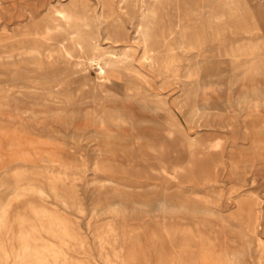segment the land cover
<instances>
[{
  "label": "bare ground",
  "instance_id": "bare-ground-1",
  "mask_svg": "<svg viewBox=\"0 0 264 264\" xmlns=\"http://www.w3.org/2000/svg\"><path fill=\"white\" fill-rule=\"evenodd\" d=\"M95 1L96 8L91 9L82 0H69L67 4L60 0L56 3L45 0H0V145L4 139L9 147L16 150L8 160L0 157V176L13 175L19 180L22 174L33 175V178L39 175L18 168L19 165L26 167L35 161V156L21 151L22 146L33 147L38 142L23 138L24 132L19 118L8 113V97L13 100L29 97L49 101L54 106L50 110L51 116L66 131L68 123L65 107L73 100L67 86L69 77L79 75L86 79L88 70L93 68L96 70V82L90 88L89 101L83 102L86 133L81 135L77 127L68 135L59 127H54L53 130L63 136L76 138L72 143L75 147L84 140L94 144L91 154L94 171L104 176V179L97 182L94 192L105 198H112L102 208L114 214L115 219L105 224L106 231L93 232L98 246L94 253L85 236L76 230L75 224L57 209L30 203L28 213L10 220L13 201L26 194L42 196L46 192L43 187L33 183L22 187L16 184L12 188V197L0 206V232H5L0 235V264H90L98 260L107 264H130L133 259H146L152 253L164 261L168 259L171 262L168 264H242L243 258L249 252V244L248 250L226 248L216 252V245L224 241L223 233L214 234L215 231L209 230L207 234H202L199 227L178 225L169 229L175 234L174 237L163 235L161 238L154 232L147 234L145 226L140 228L130 221L139 212H148L147 208L161 211L165 215H171L179 209L192 212L194 208L189 204L169 205L168 190L180 191L182 184L188 185L191 191L197 188L215 189L222 183L217 175L218 169L224 164L222 156L225 149L222 150L220 141L201 142L196 137L186 136L181 144V138L178 139L173 129L162 120L167 115L176 120L172 106L179 113L185 114L188 123H197L198 111H216L208 115L212 118L218 117L223 129H232L237 122L236 117L231 115L235 111L227 100L221 102V107H215L218 102L211 101L210 95L218 93L219 85H213L214 83L207 80L211 76L204 80V77H198L197 71L191 72L190 69H187L184 76H180L174 50L178 48L185 51L186 47L191 46L184 43L185 35L186 39L192 36L195 40L202 38L198 14L203 13L201 16L208 21L209 28L214 22H221L223 26L220 32L224 31L226 25L236 32L241 28L240 23L245 20L264 21V0H223L217 8L214 0H188L187 9L181 6V28L162 23L163 10L168 3H174L180 10V0ZM254 2L257 3L256 6L253 5ZM123 5H130L136 10L138 22L132 23L133 37H123L120 28L112 33L108 32L105 40H110L113 45L119 42L123 45L117 50L113 47L106 50L99 41L102 30H105L103 24L112 15L110 7L114 6L121 12ZM191 22L194 23V29L188 34L187 27ZM176 35L181 40L174 46L172 41ZM211 44L205 45L210 49ZM235 49L229 53V63L233 65L235 59L245 56L246 61L242 66H251L243 71L250 70L249 78L253 81H264V55L263 59H254L258 46L245 45ZM135 50L139 52L137 55H134ZM53 53L57 54V58ZM165 54H168L166 58ZM59 61L66 66H57ZM209 63L207 57L197 62L199 69H207ZM211 64L213 67L218 66L214 62ZM24 72L36 74L41 81L40 87L30 88L31 91L23 93ZM157 78H160L158 85ZM191 79L195 80L193 87L186 86L187 80ZM173 80L178 81L179 85L170 88ZM118 84L121 86L122 95L115 89ZM177 89L180 94L174 97L171 106L168 101L169 94ZM191 97L200 100L194 102L193 109L184 113V103ZM81 101L79 98L75 103L73 101V106L80 105ZM116 101L138 102L141 110L145 112L135 116L124 104L120 108L110 106ZM236 104L245 105L240 110L249 109L248 115L241 120L244 129L248 131L255 127L263 135L264 89L255 87L249 92L241 93ZM15 110L30 118L41 119L34 109L15 107ZM71 113L72 119H75L79 111L73 109ZM249 118L253 119L251 126L248 123ZM205 126L212 127L210 124ZM244 136L237 132L232 137L229 167L230 174L233 175L238 173L236 168L241 161H238L237 156L241 150H238L237 155L232 151H235L236 143L243 141ZM178 145L181 149L175 148ZM169 146L173 147L170 152ZM254 149L260 154L264 151V146ZM136 150H141L144 155H132ZM150 160L155 162V165H150L152 167L149 166ZM261 160L263 158L259 156V161ZM42 161H48L63 169L55 172L44 167L47 190L55 198L58 197L65 207L81 210L74 184L64 188L63 178L68 177L69 173L73 177L85 176L86 157H81L79 161L78 166L83 167L82 171L76 170L77 165L69 164L68 157L60 154L58 148L46 153ZM123 165L131 169L133 174L128 172L124 175L125 172L120 168ZM156 177L168 180L169 184L175 186L163 188V198L156 205L137 201V192L141 191L143 194L151 186L147 184V180ZM243 184L244 179L239 177L228 193L227 201H233L236 209L232 213L231 221H227L220 214L216 216L224 220L231 230L237 231L239 237L255 238L258 262L264 263V240L257 234L264 222L262 200L255 195H248L245 199L232 196L231 193L238 191ZM155 189L156 186L153 190ZM217 196H221V191ZM210 199L211 197L205 196L201 200L211 204ZM94 209L95 207L92 210ZM205 209L200 210L207 213ZM87 227H90L89 223ZM210 228L213 230L212 226ZM167 242L173 246L175 242L179 248L173 252L168 251ZM71 252L75 255H71Z\"/></svg>",
  "mask_w": 264,
  "mask_h": 264
},
{
  "label": "rangeland",
  "instance_id": "rangeland-1",
  "mask_svg": "<svg viewBox=\"0 0 264 264\" xmlns=\"http://www.w3.org/2000/svg\"><path fill=\"white\" fill-rule=\"evenodd\" d=\"M46 2L56 3L58 0H45ZM63 4H67L69 0H60ZM86 3L88 8L94 9L96 8V1L95 0H82ZM113 1V0H112ZM182 1V2H181ZM188 0H180L179 7L180 10L175 7L176 5L172 2H169L165 10H163L162 15V23L166 26H179L181 28V6L184 9L188 8L187 2ZM223 0H214L215 8L219 5L220 2ZM257 3L254 2L253 5L256 6ZM113 5V4H112ZM122 13L117 11V9L112 6L110 7V17L108 18L107 22L103 24L105 30H102L101 35L99 37L100 44L106 50L111 49L112 47L115 50L122 48V43L118 44H111L110 40H105L106 33H112L116 29L120 28V32L125 38H132L133 37V27L132 23H137V15L135 8H132L130 5H123L122 6ZM91 15V13H88ZM203 13L198 14V24L200 25V40H195L192 37L185 35L184 43L186 45H191L190 47H186L185 51L181 49H175V58L176 63L178 66V74L180 76H184L186 74L187 69H190L191 72L197 71L198 77L203 78L214 83L213 85H219L217 87L218 93H214L210 95L211 101L214 100L218 102L215 107H221V102L227 100L231 106V109L235 111L234 113L231 112L232 116L236 117V125L232 129H223L221 127L220 120L218 117L212 118L208 114L209 113H216V111H207V112H197V123H188L185 119V114L179 113V111L175 110L172 106V102L174 97L178 96V89L176 91L171 92L168 97V101L172 106V110L174 112L175 121L173 118H170V115L165 116L164 120H162L165 125L171 127L176 134L175 136L180 139L181 144L182 139L186 136L196 137L200 139L201 142L205 140L207 141H220L222 144L223 151V160L224 164L221 169H218V179L222 181V183L218 184V187L215 189H208V188H197L195 191H191L188 189V185H181L180 191L175 189L168 190L170 194L167 197V201L171 206H178L181 204H189L191 207L194 208L192 212L181 211L180 209L178 212H175L171 215H165L161 211L153 210V208H147L148 212H139L137 216L132 217L133 223L137 227L145 226L147 234L149 233H156L158 237H167L170 235L171 237L175 236L171 230L173 227H177L178 225H182L184 227H199L202 234H207V232L215 231V233H223L224 241L219 242L216 247V252L224 251L226 248L228 250H239L242 248H246L249 244V252L243 258L242 264H264L258 262V250L256 247V239L251 237L244 239L239 237V233L237 231L231 230L229 226L223 222L224 220L219 219L217 214L222 215L224 219L226 218L227 221L232 219V213L236 211L233 201L228 203V193L230 192V188L233 186L234 182L239 177L244 179L243 187L240 188L238 191L231 193L232 196H239L241 199H245L248 195H255L262 200V207L264 209V151L260 152V154L254 149L256 147L264 146V134L260 135L259 130L255 127H252L248 133L241 122L244 116L248 115L249 109L240 110V107L245 108V105L238 106L236 104L237 97L243 92H249L252 88L260 87L264 89V81L263 80H256L253 81L249 78L251 75L250 70H243L245 68H249L251 64L244 65V61H246L245 56H240L235 59V63L232 65L229 63L231 60V56L229 53L234 52L239 47L243 46H258V49L255 51L256 55L254 59H263L264 55V21H259L256 19L253 20H245L240 23L241 28L234 32L232 27L226 25L223 32H220L221 27L223 24L221 22H214L213 26L208 27V21L202 17ZM200 15V16H199ZM188 34L193 31L194 23L188 24ZM239 26V25H238ZM179 27L177 29L179 30ZM187 31V29H186ZM187 34V35H188ZM176 38L172 41L174 46L180 42L181 38L176 35ZM197 41V42H196ZM208 43L211 44V48L209 49L206 45ZM206 44V45H205ZM44 45V43H43ZM50 45V44H49ZM52 49H54L52 47ZM252 50V49H250ZM138 50H135L134 55L138 54ZM53 56L57 58V54L53 53ZM165 58L168 54L164 55ZM170 56V55H169ZM207 57L210 60L209 65H207V69L204 67L199 69V65L197 64L198 60L201 58ZM212 62L218 65L217 67L211 66ZM57 66L65 67L64 63L60 61L56 63ZM37 75L31 72H24L23 73V84L25 88L22 90L23 93L27 91H31L33 87H40L39 78L36 77ZM1 78V77H0ZM159 84L160 78H157ZM96 82V70L89 69L86 74V79H83L79 75H72L69 77V81L67 82L68 91L70 95H72V102L70 105H67L66 108V121L68 123V129L65 131L56 119L51 116L50 110L54 108L53 104L49 101H43L41 99L36 98H29L24 97L23 99L13 100L8 97V113L10 115L19 118L20 125L24 132L23 138L25 140H31L34 142H38V144L33 145V147L22 146L21 151H25L33 156H35V161L32 164H28L26 167H22L19 165V170L26 169L28 172L38 173V176H32L22 174L20 179L17 180L13 177V175H1L0 176V206L7 201L8 198L12 197L11 192L13 186L16 184L19 187L26 185L28 183H33L35 185L43 187L46 192L42 196L36 194H26L23 197H20L19 200H15L12 202V206L10 207V220H13L14 217L17 215H22L25 212H29V204L39 203L43 204L44 206L48 207L49 209H57L59 213H62L66 219L73 222L75 224V228L78 232L83 234L87 240V244L92 252L96 253L98 246L96 240L93 238V232L96 230L97 232L106 231L105 224L109 222V220L115 219L114 214L108 212L106 209L102 207L105 204H108L112 201L111 197L105 198L99 194L94 192L95 188H97V182L104 179V176L100 173L94 171V163L92 159V149H94V144L88 143V140L80 141L79 146L75 147L72 144L74 139L70 138V136H63L62 134L56 133L53 130L54 127H59L66 135L71 134L75 127L78 128V133L84 136L86 133L85 129V122L86 120L83 117V111L85 107L86 101H89L91 96V86ZM195 80H187L188 87H193ZM179 85L178 81L173 80L171 83L170 88H175ZM115 89L122 93L121 86L118 84ZM143 91V89L141 90ZM82 99V103L78 106H73V101ZM199 98H188L184 103V113L188 112L189 110L193 109L195 103L199 102ZM195 102V103H194ZM80 103V102H79ZM124 106L128 108L135 116H139L145 111L141 110V107L138 102L131 101V102H119L116 101L113 104H110L112 107H122ZM16 108L25 109L31 108L36 110L39 114L38 116L41 117L40 120L37 118H30L29 116L21 114L20 111H16ZM76 109L79 113L76 114L75 119H72L71 111ZM19 112V113H18ZM218 113V112H217ZM230 114V113H229ZM264 114H262L263 118ZM264 119V118H263ZM253 119L249 118L248 123L250 126L252 125ZM42 122V123H41ZM177 122V124H176ZM217 122V123H216ZM206 124L212 125V127L205 126ZM151 125V124H150ZM47 126L48 128H44ZM214 126V127H213ZM71 131V132H70ZM244 131V132H243ZM237 132L240 134H244L245 138L243 141L237 142V146L235 147L234 155L238 153L240 154L238 157V161H241L239 167L236 168L235 175L230 174V146L232 143V137H234ZM86 137V136H85ZM48 142L49 144H46ZM257 142V143H255ZM93 144V145H92ZM53 148H58V152L62 154L64 157H68L69 164L77 165L76 170L82 171L83 167L78 166L80 164V158L85 156L87 161L85 162V176H78L73 177L70 173L68 177H64L63 180L65 182V186L68 188L73 186L74 184V191L75 195L78 197V201L81 204V210H76L70 206L65 207L62 205L60 199L57 197L55 198L52 193L47 190V182L45 180L47 174L44 170V167H48V169H52L56 172V170H63L58 166L54 165L53 163H49L48 161H42L46 157V153L51 152ZM173 147L169 146L168 152L171 151ZM177 149H181V146L175 147ZM142 150V149H141ZM141 150H136L132 153V155L140 156L144 155L141 153ZM15 149L9 147L8 142L3 139V142L0 145V157L5 160L9 159L13 153H15ZM259 156L263 158L261 162L259 161ZM236 157V156H235ZM34 164V165H33ZM154 164V160H150L149 166ZM146 165V164H145ZM143 165V167H145ZM148 165L146 166V168ZM152 167V166H150ZM121 171L123 170L126 173L133 171L128 169L126 166L120 167ZM1 171V170H0ZM241 173V174H239ZM131 174V175H132ZM123 175V174H122ZM241 175V176H240ZM73 180V181H72ZM147 184L151 185L147 187L145 192L139 194V197L136 199L140 202H149L150 205H156L159 200L163 198L161 192L163 188H169L175 186L174 184H169L168 180H163L161 178H154L151 180H147ZM156 186V189H154ZM153 187V188H152ZM152 189V190H151ZM221 191V196L218 197L217 194ZM67 193V192H65ZM67 196V195H66ZM209 196L211 197L210 203H205V201L201 200L202 197ZM67 198V197H65ZM201 198V199H200ZM67 201L70 200L67 198ZM95 207L94 210H92ZM201 208H206V212H201ZM89 223L90 227H87ZM262 229L257 231V234L264 240V222L262 224ZM213 227L212 228L210 227ZM5 232L2 230L0 235H4ZM136 248V247H135ZM177 243L174 242V246L167 242V249L168 251H175L178 249ZM248 250V249H247ZM73 253V252H71ZM71 255H75L74 253ZM171 263L168 259L165 261L162 258L156 257L154 253L150 254L148 258L143 259L137 257L130 261V264H168ZM176 262L172 263L175 264ZM90 264H107L104 261H92ZM216 264V263H214Z\"/></svg>",
  "mask_w": 264,
  "mask_h": 264
}]
</instances>
